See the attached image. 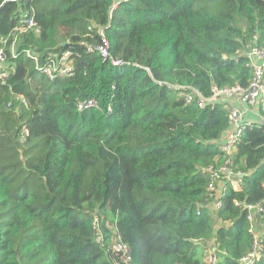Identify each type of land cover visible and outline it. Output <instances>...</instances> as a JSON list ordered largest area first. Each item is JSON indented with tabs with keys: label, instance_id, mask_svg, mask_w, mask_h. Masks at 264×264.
Segmentation results:
<instances>
[{
	"label": "trees",
	"instance_id": "obj_1",
	"mask_svg": "<svg viewBox=\"0 0 264 264\" xmlns=\"http://www.w3.org/2000/svg\"><path fill=\"white\" fill-rule=\"evenodd\" d=\"M113 1L0 0V36L33 13L41 33L21 37L19 50L42 65L68 40L75 67L49 80L21 54L0 83V264H115L113 221L133 264H202L211 240L226 251L223 264H240L251 237L233 201L264 197V127H247L237 146L236 164L251 171L240 189L215 214L197 215L207 185L200 168L218 153L227 118L218 104L186 105L177 86L208 96L213 84L245 85L244 59L222 55L264 45V0H117L112 9ZM89 25L93 37H83ZM98 28L110 55L129 64L112 66L78 44H96ZM88 98L99 108L78 111ZM95 207L102 244L93 239ZM253 264H264V240Z\"/></svg>",
	"mask_w": 264,
	"mask_h": 264
},
{
	"label": "built area",
	"instance_id": "obj_2",
	"mask_svg": "<svg viewBox=\"0 0 264 264\" xmlns=\"http://www.w3.org/2000/svg\"><path fill=\"white\" fill-rule=\"evenodd\" d=\"M116 6L117 0H114L111 7L114 9ZM91 30V25H89L87 27L88 33L83 37L92 38ZM40 33V26L34 19L33 13H26L21 15L7 35L0 36L1 84H5L6 80L13 74L15 71V63L13 61L21 54L30 58L34 62L35 68L49 80L73 75L75 72L74 54L71 50L72 45H70L68 40L63 43L64 45H69L68 49L51 52L42 65L38 55L32 52L30 48H20L19 50L21 37L26 34L38 35ZM96 33L99 37L96 44L83 40L78 41V44L85 45L87 53L96 51L103 62H109L112 66L129 64L110 55L109 42L103 28H98ZM238 58H243L245 67L249 69V78L245 85L238 82L225 86L213 84L210 87L208 96L190 85L177 86L180 89L179 95L183 98L186 105L195 104L198 108H204L218 104L224 108L227 118V127L214 140L218 153L214 156L212 163L200 168L201 172L207 176V185L205 187L204 200L196 209L197 215L200 214L201 210L215 214L223 207L224 199L229 191L240 189L243 177L249 175L251 171L247 170L244 172L236 164L237 146L247 127H264V45H260L255 41H247L242 43L230 55H222L224 60L237 61ZM14 99L23 105H27L25 98L20 94H15ZM11 106L12 101L9 100L6 103V107L10 108ZM92 107L99 108L98 102L93 98L81 100L76 105L78 111ZM106 110L109 112L110 107ZM20 134V140H23L28 134L27 129L23 128ZM262 187L264 189V180ZM233 202L235 206L245 211L248 233L251 237V247L240 258L239 262L240 264H253L262 255L263 251L264 221L262 220V215H264V197L256 203H245L238 200ZM102 218L103 213L95 207L92 210L91 228L93 230V239L98 244H102L105 239L101 226ZM107 231L110 238L107 248L115 255V264H133L131 249L122 240L115 221L107 223ZM225 255L226 251L220 247L218 242L214 240L206 241L202 264H223L222 260Z\"/></svg>",
	"mask_w": 264,
	"mask_h": 264
}]
</instances>
